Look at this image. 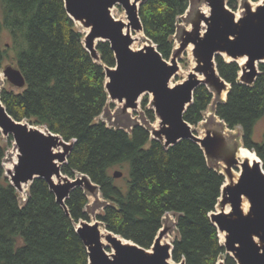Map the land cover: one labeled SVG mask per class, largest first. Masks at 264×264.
Masks as SVG:
<instances>
[{
	"label": "trees",
	"instance_id": "1",
	"mask_svg": "<svg viewBox=\"0 0 264 264\" xmlns=\"http://www.w3.org/2000/svg\"><path fill=\"white\" fill-rule=\"evenodd\" d=\"M237 2L227 4L234 8ZM190 6V0H147L140 6L144 34L166 60L172 55L178 19ZM4 30L10 34L26 85L18 93L3 89L1 101L15 120L73 142L61 171L73 179L84 174L98 187L106 205L97 220L108 231L150 250L165 215L172 213L177 218L175 262L218 264L223 259L225 264H237L226 254L209 217L225 179L208 164L201 147L183 140L166 148L143 125L126 132L99 120L110 99L104 66L116 67L110 43L98 42L101 62H96L64 0H0V69L10 58L9 49L2 46ZM216 65L220 77L231 85L216 115L229 129L241 128L244 147L264 162V134L260 142L254 140V129L264 119V63L258 65L259 75L251 85L242 83L236 62L217 56ZM212 99L207 86L200 85L184 119L199 124ZM147 114L154 122L155 111ZM7 150L0 141V264H89L88 250L75 227L80 220L89 221L88 194L81 187L74 189L66 212L47 182L36 179L22 202L5 175ZM116 167L126 169L125 188L110 174Z\"/></svg>",
	"mask_w": 264,
	"mask_h": 264
},
{
	"label": "water",
	"instance_id": "2",
	"mask_svg": "<svg viewBox=\"0 0 264 264\" xmlns=\"http://www.w3.org/2000/svg\"><path fill=\"white\" fill-rule=\"evenodd\" d=\"M146 1L64 0L67 13L73 21L89 29L84 46L93 59L99 55L97 41L110 43L116 67L105 66L109 98L125 102L126 108L135 109L142 95H152L153 110L161 125L160 130L153 133L154 139L162 141L166 148L183 140H191L201 147L205 156H214L223 140L211 133L204 137L198 136L184 115L200 85L219 91L226 85L231 88L219 75L217 56L226 55L236 63L238 59L246 58L240 79L246 85L254 84L259 75L258 65L264 63V3L255 10L248 9L244 17L236 19L226 0H199L200 4L208 5L210 15L199 14L192 24V31L185 33L184 38L185 45H193L196 67L187 79L171 87V79L179 70L176 61L168 63L149 39L150 45L145 49L134 50L131 47V35L124 32L125 23L111 15V9L120 5L127 13L129 28L143 31L139 9ZM3 74L13 86L25 87V78L18 68L5 67ZM197 74H202L205 81L200 80ZM0 132L4 137L13 138L19 152L10 177L16 190L22 191L24 185L43 179L60 206L68 212L66 200L71 192L85 183L93 184L84 174L71 179L61 171L60 164H66L73 142H66L60 135L42 131L39 126L26 121L15 120L2 103L1 92ZM59 147H63L64 152L56 153ZM237 154L227 160L225 174H221L225 180L226 176L233 179L236 170L240 177L230 185H225L224 181L215 211L209 217L219 233H226L223 247L237 264H264V170L262 164L250 166L247 162L238 168ZM113 176L118 179L123 173L115 171ZM55 178L58 182H55ZM244 198L250 205L248 213H244L242 208ZM228 205L231 207L230 213L223 210L218 212L216 209ZM76 231L88 250L89 264H172L169 259L173 255V245L162 244V236L166 234L162 229L152 245V251L106 229L105 240L111 244V254L102 242L99 221L80 220ZM179 264L186 262L183 260ZM218 264H225V261L221 260Z\"/></svg>",
	"mask_w": 264,
	"mask_h": 264
},
{
	"label": "rangeland",
	"instance_id": "3",
	"mask_svg": "<svg viewBox=\"0 0 264 264\" xmlns=\"http://www.w3.org/2000/svg\"><path fill=\"white\" fill-rule=\"evenodd\" d=\"M227 1L228 0H226V2ZM190 3H191V6L189 8L188 13H186L185 15H183L182 17L178 19L177 33L172 39L173 41L172 55L168 60L165 59L170 64L175 60L179 67L178 72L172 78V84L170 82L171 87L179 83H182L185 79H187L189 73H191L190 70L193 67L194 69L196 67V58L194 57V53H193V45L192 47L190 46L191 44L185 45L184 38H185V33L191 32L193 28L192 27L190 30H187L188 25H192L196 17L202 12L200 11L201 4L199 3V0H190ZM263 3H264V0H238L234 8H230L228 4L227 6L235 14V16L238 15L240 17H244L247 14L248 9L255 10L259 5H262ZM111 15L116 20H120L123 23H125L124 30L127 28L130 31L129 34L131 35L133 39V43L131 47L134 50L145 49L147 46L150 45V41L148 40V38L146 37L143 31H140L141 33H138L139 32L138 30H135L132 27L129 28L130 22L128 20L127 13L122 6L115 5L111 9ZM75 23H76V27L78 28V30L83 34L84 36L83 43H85L86 36L89 31L85 32L87 28H85L82 23L79 22L82 26L77 24L78 22H75ZM98 42L100 41H97V44ZM146 43H148V45L145 47ZM10 44H11L10 34L8 31L4 30L2 33V46L3 47L6 46L9 49V53H10V58L5 63L4 68L8 66L17 68L16 61H15V54H14L13 49L10 47ZM221 57L227 62H234V60L229 59L226 55H221ZM94 60L96 62H101L100 55H98V58ZM246 61L244 65H241L237 61V64L240 66L241 70L244 69ZM4 68L0 69V90H1L0 92H2L3 89L9 90V91L13 90L17 93L21 92L22 88L15 87L7 81V79L5 78L3 74ZM197 75L203 76L202 74H197ZM203 80L205 81L204 76H203ZM207 88L213 94L212 103L208 107L207 111L204 113L203 121H201L197 125H192V130L195 132V134L201 137H204L206 136V134L211 133L212 135H216L223 140L219 151L214 156L209 155V156H206V158H207L208 164L211 167L215 168L219 173L225 174L227 160L229 158L234 157V155H236V153L238 152L239 148L244 147L243 140H242L243 133H242V129L239 127L233 130L229 129L227 125L216 115V112H215L217 105L220 102L226 101L227 96H225V93L228 92L229 86L226 85L221 91L211 88V87L209 88L208 86ZM145 103H146V107L144 106ZM153 108L154 107L152 104V95L150 94L142 95L140 99L138 100V106L135 109L126 108L125 102L120 103L118 100L109 99L108 106L106 107L103 114L100 116L99 120L104 122L110 128H121V129H124L126 132H130L132 127L136 124L143 125L150 132L152 139H154L153 133L155 132V130H160L161 125H160V120L156 114H155L156 119L154 122L151 121L149 115L147 114V110H153ZM40 129L42 131H45L43 127H40ZM263 134H264V119L260 120L258 124L256 125V128L254 129V140L257 142H260L263 139ZM9 140L10 139L8 137H4L2 134H0L1 143L8 148L6 152V156L4 158L3 165H4L5 175L10 180V177L6 171V167H12V163L16 162V157H15L16 152L14 150L17 149V147L14 142H11ZM57 150H59L60 152H56V153L64 152L63 147H59L58 149H56V151ZM60 166L62 167L63 164L62 165L60 164ZM115 171L124 172V175L121 178H118L115 180L118 186L125 188L127 185L126 169L121 168V167H116L110 170V174L113 175ZM80 177L81 175L77 174L75 178H80ZM30 185L31 183L28 185V187L25 190H22V191L17 190L19 192L20 198H22V202H24L27 199V196H28L27 192H28ZM81 188L88 194V198H89V204L86 209L87 214L89 216V221L91 222L98 221L97 216L102 213L105 207L104 205H106V202L104 198L102 197L101 192L93 184L89 185L85 183L81 186ZM176 221H177V218L174 214L168 213L165 215L162 231L166 232V234L162 236V244L164 245L169 244L171 246L173 245V242L177 238ZM76 226L77 225H75V227ZM104 228L106 229L105 226ZM109 246H111L110 243H109ZM109 246H105V248L107 252L111 254L113 251H112V248H109ZM148 251H152V248ZM169 262L172 264H179L175 262L172 258L169 259Z\"/></svg>",
	"mask_w": 264,
	"mask_h": 264
},
{
	"label": "bare ground",
	"instance_id": "4",
	"mask_svg": "<svg viewBox=\"0 0 264 264\" xmlns=\"http://www.w3.org/2000/svg\"><path fill=\"white\" fill-rule=\"evenodd\" d=\"M200 11L206 16H208L209 13H210V9H209V7H208V5L206 3H202L201 4ZM240 18H241L240 16H238V15L236 16V19H240ZM77 24L82 26L79 22ZM204 27H205V25H203V28ZM191 28H192V25H188L187 30H190ZM88 31H89V29L85 30V32H88ZM124 32L125 33H130V31L127 28L124 30ZM138 33H141V32L139 31ZM147 45H148V43L145 44V47ZM190 46L192 47V45H190ZM245 61H246V58L238 59V62L241 65H244ZM193 70H194V67L190 70V72L193 73L194 72ZM198 76H199L198 78L200 80H203V76H201V75H198ZM106 80H108V79L106 78ZM171 84H172V79H171ZM225 96H227V93H225ZM59 150H57L56 152H60ZM14 151L16 152V156H15L16 157V162L12 163V167H6V171H7V174L9 175V177H11V174L14 172V167L17 164V161H18V153L19 152H18L17 149H15ZM237 159L239 160L238 168L241 167L243 162H247L250 166H252L253 164H256V163H258L261 166V163H262V161L259 159V157L253 151H251V150H249V149H247L245 147H241L239 149L238 154H237ZM262 168L264 170V167H262ZM233 175H234L233 179H231L229 176H226L225 185H230V184H233V183L237 182V180L240 177V174L238 172H236V170H234ZM54 180H55V182H58L56 178ZM27 187H28L27 185H24V190ZM242 208H243L244 213H247V211L249 209V202H248V200L246 198H244ZM216 209H217L218 212L223 210L225 213H230V211H231V207L229 205L226 206L223 209L220 206H218ZM76 225L78 227V224H76ZM100 230H101V233H102V242H103L104 246H109V243L105 240V236L107 235V231L104 228V225L100 224ZM219 238H220V242L224 243L225 239H226V233L220 232L219 233Z\"/></svg>",
	"mask_w": 264,
	"mask_h": 264
}]
</instances>
